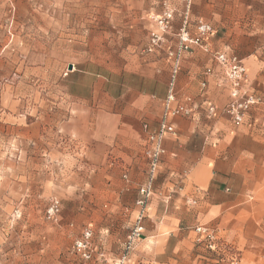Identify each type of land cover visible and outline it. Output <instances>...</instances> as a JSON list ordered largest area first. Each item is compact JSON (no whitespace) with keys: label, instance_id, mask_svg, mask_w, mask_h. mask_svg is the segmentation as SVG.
I'll return each mask as SVG.
<instances>
[{"label":"crops","instance_id":"crops-1","mask_svg":"<svg viewBox=\"0 0 264 264\" xmlns=\"http://www.w3.org/2000/svg\"><path fill=\"white\" fill-rule=\"evenodd\" d=\"M145 2L143 9L141 0L125 3L133 12L122 26L118 57L110 60L104 53L100 60L68 63L65 74L70 101L79 108L68 123L93 162L90 169L99 164L106 185L120 178L131 185L115 192L108 187L107 195L131 197L132 213H138V189L148 179L142 125L155 129L161 118L170 77L166 57L179 47L182 29L195 35L199 21L209 25V52L238 57L247 87L262 102L235 127L222 111L229 84L210 53L194 46L181 52L176 90L179 101L192 99L193 119L171 120L176 135L163 142L142 237L124 264H264V0H190L189 7L184 0ZM166 11L173 18L161 34L149 19ZM142 33L160 34L163 42L143 52ZM207 69L211 74L205 76ZM209 106L215 108L211 115ZM191 199L196 204H188ZM199 225L214 229L229 247L221 258L197 243ZM115 242L106 237L100 244L118 259ZM0 264L59 262L54 256L46 261L41 240L19 238L0 239Z\"/></svg>","mask_w":264,"mask_h":264},{"label":"rangeland","instance_id":"rangeland-1","mask_svg":"<svg viewBox=\"0 0 264 264\" xmlns=\"http://www.w3.org/2000/svg\"><path fill=\"white\" fill-rule=\"evenodd\" d=\"M128 1L0 0V239H39L49 262L127 261L142 237L127 250L137 211L131 197L106 192L131 185L123 178L106 185L100 165L90 169L85 146L71 133L68 121L79 108L65 87L68 63L118 57L133 12ZM152 35L141 34V51L149 53ZM106 237L117 241L118 259L101 246Z\"/></svg>","mask_w":264,"mask_h":264},{"label":"built area","instance_id":"built-area-1","mask_svg":"<svg viewBox=\"0 0 264 264\" xmlns=\"http://www.w3.org/2000/svg\"><path fill=\"white\" fill-rule=\"evenodd\" d=\"M186 7H189L190 0H184ZM173 13L166 11L161 16L153 17V21L158 26L161 34L166 33L170 27ZM212 29L209 25L199 21L196 25L195 35H189L185 29L179 34L180 45L175 52H169L167 54L168 64L170 66V77L168 81L167 95L164 100V108L158 125L155 129H151L147 123L142 125V130L145 133V148L144 155L148 163V179L139 189V197L136 200V206L138 207L137 223L132 230L127 250H129L132 244L139 240L142 236L143 227L141 222L146 216L148 209V202L151 197L154 196V180L158 168L161 164L162 157L165 155L163 148V142L176 135V129L171 123V120L178 117L193 119L192 111V99L186 97L183 101H179V95L176 90V82L179 72L181 52L189 51L192 46L201 48L203 51L210 53L213 62L219 66L222 76L226 79L230 87V99L227 105L222 109L223 113L227 115L232 124L235 127H239L243 121V118L252 109V107L261 104V99L254 93L250 92L247 87L246 70L242 61L236 56H227L222 52H209L207 46V38L212 34ZM163 42V37L160 34H153L150 40L148 52H153ZM211 74V69H207L204 73L205 76ZM203 82L200 87L205 88ZM215 108L209 106L207 113L213 114ZM168 199L170 197H167ZM188 204L194 205V200L188 201ZM198 235L196 240L198 244L203 243L205 248L210 253L216 254L221 258L224 252L229 250V247L222 243L217 237V233L214 229L208 226L199 225L194 229ZM86 240L90 237L89 233L85 234ZM85 240V241H86ZM85 241H79L76 243V247L79 251L82 250L83 257L86 259L90 258V255L85 252L87 243ZM126 257L123 256L115 264H124Z\"/></svg>","mask_w":264,"mask_h":264},{"label":"water","instance_id":"water-1","mask_svg":"<svg viewBox=\"0 0 264 264\" xmlns=\"http://www.w3.org/2000/svg\"><path fill=\"white\" fill-rule=\"evenodd\" d=\"M69 69H71V66H69Z\"/></svg>","mask_w":264,"mask_h":264}]
</instances>
